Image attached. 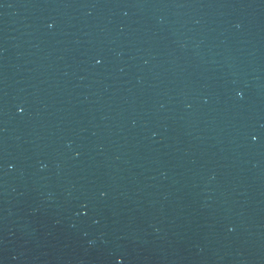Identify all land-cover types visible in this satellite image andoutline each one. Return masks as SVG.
I'll list each match as a JSON object with an SVG mask.
<instances>
[{
    "label": "water",
    "instance_id": "1",
    "mask_svg": "<svg viewBox=\"0 0 264 264\" xmlns=\"http://www.w3.org/2000/svg\"><path fill=\"white\" fill-rule=\"evenodd\" d=\"M0 264H264V0H0Z\"/></svg>",
    "mask_w": 264,
    "mask_h": 264
}]
</instances>
